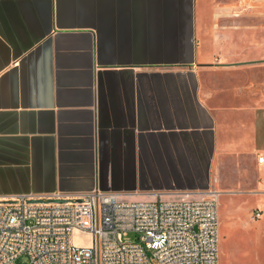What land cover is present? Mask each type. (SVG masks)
<instances>
[{
    "label": "crops",
    "instance_id": "0c3cea01",
    "mask_svg": "<svg viewBox=\"0 0 264 264\" xmlns=\"http://www.w3.org/2000/svg\"><path fill=\"white\" fill-rule=\"evenodd\" d=\"M262 4L0 0V198H264Z\"/></svg>",
    "mask_w": 264,
    "mask_h": 264
},
{
    "label": "built area",
    "instance_id": "2783aa9c",
    "mask_svg": "<svg viewBox=\"0 0 264 264\" xmlns=\"http://www.w3.org/2000/svg\"><path fill=\"white\" fill-rule=\"evenodd\" d=\"M209 195L126 201L93 191L0 198V264H15L22 255L26 264H219L216 193ZM75 232L89 235L90 246L75 245ZM129 232L140 241H124Z\"/></svg>",
    "mask_w": 264,
    "mask_h": 264
},
{
    "label": "rangeland",
    "instance_id": "374dc122",
    "mask_svg": "<svg viewBox=\"0 0 264 264\" xmlns=\"http://www.w3.org/2000/svg\"><path fill=\"white\" fill-rule=\"evenodd\" d=\"M262 3L263 6L264 0ZM228 186L227 193H221L217 199L218 263L264 264V198L259 199L260 195L252 196L247 191L239 194L234 192L238 187L231 183ZM256 211L262 212L263 217L253 222L250 217ZM122 239L138 243L140 234L129 232ZM90 240L89 235L81 232L73 235V242L77 246L88 247ZM27 262L24 255L15 260V264Z\"/></svg>",
    "mask_w": 264,
    "mask_h": 264
}]
</instances>
